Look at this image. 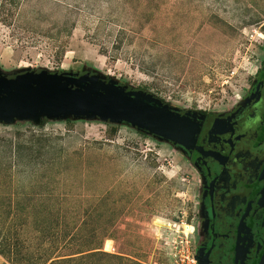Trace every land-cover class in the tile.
Segmentation results:
<instances>
[{
    "label": "rangeland",
    "instance_id": "rangeland-1",
    "mask_svg": "<svg viewBox=\"0 0 264 264\" xmlns=\"http://www.w3.org/2000/svg\"><path fill=\"white\" fill-rule=\"evenodd\" d=\"M263 68L264 0H0L4 74L98 76L224 115ZM31 135L40 152L15 151ZM200 181L182 151L127 124L0 122V237L21 242L22 264L100 241L108 255L90 264L190 261Z\"/></svg>",
    "mask_w": 264,
    "mask_h": 264
},
{
    "label": "flooded vegetation",
    "instance_id": "flooded-vegetation-1",
    "mask_svg": "<svg viewBox=\"0 0 264 264\" xmlns=\"http://www.w3.org/2000/svg\"><path fill=\"white\" fill-rule=\"evenodd\" d=\"M176 113L198 123L192 148L173 144L201 178L193 263L264 264V68L232 111Z\"/></svg>",
    "mask_w": 264,
    "mask_h": 264
},
{
    "label": "water",
    "instance_id": "water-1",
    "mask_svg": "<svg viewBox=\"0 0 264 264\" xmlns=\"http://www.w3.org/2000/svg\"><path fill=\"white\" fill-rule=\"evenodd\" d=\"M98 119L127 124L147 135L190 149L198 123L151 95L98 76L45 70L0 71V122L14 119Z\"/></svg>",
    "mask_w": 264,
    "mask_h": 264
},
{
    "label": "trees",
    "instance_id": "trees-1",
    "mask_svg": "<svg viewBox=\"0 0 264 264\" xmlns=\"http://www.w3.org/2000/svg\"><path fill=\"white\" fill-rule=\"evenodd\" d=\"M30 137L31 138L26 141V145H22L20 143H18V145H15L14 146L16 149L15 151L22 152L25 150L28 151L29 153L30 152L39 153L43 147L38 144L39 141L33 138L34 137L33 135H31ZM20 243L21 242H15L12 244L9 239L0 237V255L4 257L6 260L12 261L13 264H18L19 262L22 264L23 261L27 262V260L25 259L24 260L19 259V254L15 252V248L19 247ZM68 246L69 245L67 244L64 245V247H68ZM107 255L108 253L104 251L103 243L102 241H100L94 244L93 246H90V248L77 249L72 253L62 254L59 253L58 250L53 251L47 254L43 258V261L44 264H90L95 257L107 256Z\"/></svg>",
    "mask_w": 264,
    "mask_h": 264
},
{
    "label": "built area",
    "instance_id": "built-area-1",
    "mask_svg": "<svg viewBox=\"0 0 264 264\" xmlns=\"http://www.w3.org/2000/svg\"><path fill=\"white\" fill-rule=\"evenodd\" d=\"M177 264H194L192 260L189 261V258L187 257L186 259L180 260V263Z\"/></svg>",
    "mask_w": 264,
    "mask_h": 264
},
{
    "label": "bare ground",
    "instance_id": "bare-ground-1",
    "mask_svg": "<svg viewBox=\"0 0 264 264\" xmlns=\"http://www.w3.org/2000/svg\"><path fill=\"white\" fill-rule=\"evenodd\" d=\"M106 247V246H105ZM105 250V249H104Z\"/></svg>",
    "mask_w": 264,
    "mask_h": 264
}]
</instances>
